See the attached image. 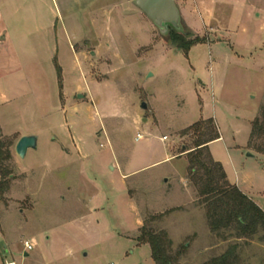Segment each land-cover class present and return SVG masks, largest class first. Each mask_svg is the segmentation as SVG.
<instances>
[{
    "label": "rangeland",
    "instance_id": "1",
    "mask_svg": "<svg viewBox=\"0 0 264 264\" xmlns=\"http://www.w3.org/2000/svg\"><path fill=\"white\" fill-rule=\"evenodd\" d=\"M175 1L182 9L181 0ZM196 1L199 8L189 0L188 10H182L187 13L179 30H161L136 9L138 14L125 12L120 21L126 6L110 15L99 32L112 53L92 58L90 46L88 67L80 59V70L71 68L65 77L69 99L79 90V123L70 113L57 112L49 76L35 77L33 92L27 84L19 91L23 99L7 111L15 126L42 132L41 146L23 166L14 157L10 163L14 178L0 203V264H155L150 247L134 239L140 220L141 227L146 221L167 233L169 252L180 264H204L235 244L236 264H264L262 234L238 240L232 231L211 232L206 210L187 182L185 158L148 167L180 154L183 144L191 146V137L180 133L202 113L212 116L217 101L225 140L211 155L264 211V155L227 150L234 142L246 143V113H256V119L264 106V0ZM172 29L202 42L186 55L170 41ZM87 30L89 39L98 34V28ZM211 83L216 92L207 88ZM50 131L58 139L77 137L80 156L69 145L73 155L56 160ZM134 171L139 172L122 177ZM81 193L97 207L77 203ZM26 241L32 250L25 249Z\"/></svg>",
    "mask_w": 264,
    "mask_h": 264
},
{
    "label": "crops",
    "instance_id": "2",
    "mask_svg": "<svg viewBox=\"0 0 264 264\" xmlns=\"http://www.w3.org/2000/svg\"><path fill=\"white\" fill-rule=\"evenodd\" d=\"M135 1L136 0H0V126L2 134L5 137L16 138L17 140L24 136H36L38 138L37 150H29L26 157L31 151L38 152L40 150L42 132L40 130L28 131L20 126H15L14 116L7 110H9V107L12 108L14 106L13 103L21 98L23 99L24 95L22 96V93L20 94L19 91L27 84L31 87L29 92H33V88L36 89V81L39 80L35 77L41 75L49 76L50 85L52 88H56L55 94L57 100H55V103L57 106L55 108L57 112H59L60 115H67L70 113V117L74 118L75 121L79 123L83 118L82 101L80 97H77L78 89L75 90V94L71 97L72 99H69L65 80L67 71L71 68L80 70V59H83L88 67L90 46L94 50L90 55L92 58H96L102 53H112L108 38L103 35L104 32L100 34L99 29L100 27H105L106 22L111 20L109 17L112 13L117 10L121 11V8L125 6L127 8L123 12V16L121 15L118 17V20L122 21L126 19L125 16L127 15L125 12L138 14L135 11V9L137 11L139 10L135 5ZM188 1L189 0H181L179 2L182 4V9L178 8L182 18L187 13ZM193 2L195 8H199L197 6L198 1L193 0ZM182 10L186 11L182 13ZM138 12L140 16H142V12ZM185 21L187 20L185 19L184 23ZM188 24L191 25L190 21ZM88 27L98 28V34H95L94 38L89 39ZM57 65L60 67L62 74L61 88L59 85ZM207 88H210L212 92H216L213 83ZM12 92H18V94H12ZM32 94L36 96V93ZM87 98L88 94H85L84 100ZM217 104V101H215L213 105L215 112H213L212 116L202 113L200 118V120L214 119L220 134L219 140L209 144V150L212 155L214 153L213 147L225 140L224 132L219 124L217 116V110L219 109ZM246 114L248 116L247 122L250 124L247 130V141L241 146L235 142L228 145V153H230V151L237 153L241 149H245L244 154L248 151V141L252 129L251 123L255 119L256 113L247 112ZM48 123H51V121ZM49 133L53 135L52 131ZM52 137L54 141H57L55 144L56 160L62 158L69 159L73 155L71 150L68 149L69 145L74 147L75 155L80 156V150L75 144V139L78 138H75L73 134L62 136L60 139L54 137V135ZM164 138L166 137L163 136L160 139L165 141ZM183 149H185L184 146ZM12 152L15 161L17 160L16 162L20 164L26 159V157L24 160L18 158L15 154V147ZM179 158H185L187 160L186 153L166 155L163 160L155 162L148 167L165 161L172 162ZM215 161L218 162V160ZM222 166L227 174L229 182L237 186L244 195L256 203L249 195L245 194L240 189L237 181L231 178L227 166L224 164ZM110 167L115 170L114 166ZM24 169L27 170L26 168ZM139 171L124 173L122 177H129ZM174 174L177 176H174V178L179 179L178 177H180V183L186 182V180H184L185 178H181L177 173ZM164 179L165 183L170 180L168 174L164 176ZM79 198L80 201H77V203L86 202L90 209L97 207L96 204L93 203L94 199L91 198L85 201V195L83 193L80 194ZM256 204L261 208L258 203ZM98 210V208L95 209V211ZM141 225L142 222L140 220L139 229ZM134 239L136 240L137 237Z\"/></svg>",
    "mask_w": 264,
    "mask_h": 264
},
{
    "label": "trees",
    "instance_id": "3",
    "mask_svg": "<svg viewBox=\"0 0 264 264\" xmlns=\"http://www.w3.org/2000/svg\"><path fill=\"white\" fill-rule=\"evenodd\" d=\"M169 39L177 49L188 55L190 49L202 42L198 37L189 39L172 29ZM60 88L62 87L61 69L57 65ZM181 137H191V146L183 144L181 153L187 156V182L194 188L198 203L206 210L210 230L214 234L232 231L238 240H249L262 234L264 243V211L237 186L232 185L221 163L216 162L209 150V144L220 139L214 119H202L180 133ZM15 138L3 136L0 129V203L9 191L14 178L10 163L13 162L12 148ZM248 149L264 155V106L253 121ZM9 164V165H8ZM163 215L154 217L160 220ZM139 245H148L155 264H180L169 252L172 242L164 231L156 232L144 222L137 237ZM238 245L235 244L224 254L204 264H236Z\"/></svg>",
    "mask_w": 264,
    "mask_h": 264
},
{
    "label": "water",
    "instance_id": "4",
    "mask_svg": "<svg viewBox=\"0 0 264 264\" xmlns=\"http://www.w3.org/2000/svg\"><path fill=\"white\" fill-rule=\"evenodd\" d=\"M136 7L159 29L170 26L180 29L181 15L175 0H136ZM143 110L147 105L143 104ZM38 138L36 136L21 137L15 145V154L24 160L29 150H37ZM248 157L253 155L248 153Z\"/></svg>",
    "mask_w": 264,
    "mask_h": 264
},
{
    "label": "built area",
    "instance_id": "5",
    "mask_svg": "<svg viewBox=\"0 0 264 264\" xmlns=\"http://www.w3.org/2000/svg\"><path fill=\"white\" fill-rule=\"evenodd\" d=\"M140 139H142V136H141V135H138L137 140H140ZM164 139H166V138H164ZM24 247H25V249H26L27 251H30V250L33 249V246H32L29 242H25V243H24ZM10 264H14V263H10Z\"/></svg>",
    "mask_w": 264,
    "mask_h": 264
}]
</instances>
